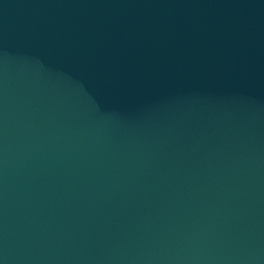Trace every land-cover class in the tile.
<instances>
[{"label": "water", "instance_id": "95a60500", "mask_svg": "<svg viewBox=\"0 0 264 264\" xmlns=\"http://www.w3.org/2000/svg\"><path fill=\"white\" fill-rule=\"evenodd\" d=\"M0 264H264V0H0Z\"/></svg>", "mask_w": 264, "mask_h": 264}]
</instances>
